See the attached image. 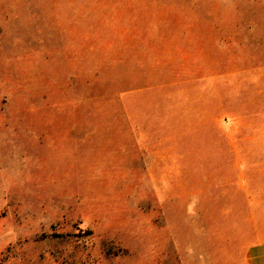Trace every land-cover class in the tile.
I'll return each instance as SVG.
<instances>
[{
  "label": "rangeland",
  "instance_id": "obj_1",
  "mask_svg": "<svg viewBox=\"0 0 264 264\" xmlns=\"http://www.w3.org/2000/svg\"><path fill=\"white\" fill-rule=\"evenodd\" d=\"M0 264H264V0H0Z\"/></svg>",
  "mask_w": 264,
  "mask_h": 264
},
{
  "label": "crops",
  "instance_id": "obj_2",
  "mask_svg": "<svg viewBox=\"0 0 264 264\" xmlns=\"http://www.w3.org/2000/svg\"><path fill=\"white\" fill-rule=\"evenodd\" d=\"M232 144V143H231Z\"/></svg>",
  "mask_w": 264,
  "mask_h": 264
}]
</instances>
